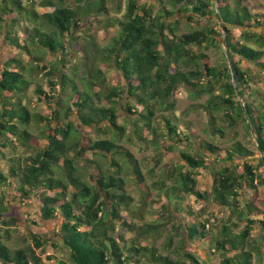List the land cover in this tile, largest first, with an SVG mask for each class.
Masks as SVG:
<instances>
[{"label":"trees","instance_id":"1","mask_svg":"<svg viewBox=\"0 0 264 264\" xmlns=\"http://www.w3.org/2000/svg\"><path fill=\"white\" fill-rule=\"evenodd\" d=\"M243 1L168 0L169 8L161 5L156 13L148 2L126 0L122 18H109V5H116V11L121 12L122 0H27V4L24 0H0V43L6 41L20 53L31 54L34 46L61 53L64 68L70 63L69 55H79L85 73L83 90L67 72H62L60 82L49 80L48 93L36 86L39 97L55 104L45 116L31 112L24 103L35 82L29 75L39 67L30 69L20 55L7 50L0 53V163L6 164L0 168V230L4 231L0 232V264H200L192 252L186 253L183 242L175 259L161 254L155 244L145 243L167 231L171 247L181 230L193 244L219 252L220 264H254L247 248L259 233L252 250L264 264V220L253 218L264 217V211L253 201L242 204L240 200L244 190L257 189V180L264 183V91L255 87L249 70L242 67V62L253 66L264 77V34L257 32L264 27V14H253ZM37 6L52 11L40 13ZM6 15L8 19H4ZM101 16H107V21ZM184 19L197 28L181 34ZM114 29L117 36L102 46L100 32ZM222 37L224 40L219 39ZM223 41L226 50L221 65L197 51L219 48ZM41 69H48L49 76L56 70L47 65ZM74 69L77 67H70ZM112 71L118 75L115 86L107 80ZM180 86L189 89L193 99L208 97L200 107L211 117V134L225 138L239 123H245L263 155L257 167L246 163L240 171L236 159L254 155L240 141L223 157L213 141H199L191 148L193 136L179 131L173 116ZM102 96L109 107L101 106ZM220 112L224 113L219 121L216 113ZM74 115L77 122L70 120ZM157 120L164 122L174 143H161ZM78 123L104 136L92 139L83 134ZM129 126L139 145L159 153L158 164L163 158L160 151L173 152L177 145L189 142L188 150L180 151L177 160L162 166V174L151 187H147L140 162L120 145ZM34 127L37 133L32 131ZM18 146L35 152L23 157L17 153ZM88 154L108 159L111 168H104ZM204 155L215 159L209 165ZM124 162L143 190L144 203L149 195L146 189L157 190L166 221H132L133 199L121 177ZM201 169L213 176L210 191L199 186ZM7 195L24 204L36 198L38 217L55 226L56 241L36 233L31 238L33 247L12 250L5 240L20 220L16 208L10 210L6 205ZM191 198L203 204L200 208L205 219L195 213L188 201ZM211 203L230 210V218L218 234L206 211ZM124 211L129 215H123ZM136 218L140 221L143 216ZM127 232L134 235L127 237ZM46 245L57 251L46 255L48 263L36 253L39 249L45 252Z\"/></svg>","mask_w":264,"mask_h":264},{"label":"rangeland","instance_id":"2","mask_svg":"<svg viewBox=\"0 0 264 264\" xmlns=\"http://www.w3.org/2000/svg\"><path fill=\"white\" fill-rule=\"evenodd\" d=\"M36 2H40L41 0H35ZM140 4L149 3L150 5L154 6V12H158L160 10V6H167L169 8L168 0H162V2H159L157 0H138ZM24 3L27 4V0H24ZM125 4L126 0H122V10L121 12L116 11V5H109L111 11L109 12V18L110 17H117L122 18L124 12H125ZM243 4H245L253 14L262 15L264 14V0H244ZM37 10L40 13L43 12H51L52 8H40L37 6ZM180 16V15H179ZM105 21L108 19L107 16H101ZM9 16H4V19H8ZM197 28L194 23H189L185 19L182 20L181 25V34L187 33L192 31L193 29ZM214 29L218 30V27L214 25ZM259 33L264 34V27L257 30ZM100 39L99 43L102 46H107L113 37L117 36L118 30L114 29L108 33L100 32ZM221 40H224V38H219ZM0 53H4L5 50H7L11 55L19 56L24 63L29 66L30 69H33L34 67H39L38 69L34 70V74L29 75V71L26 72V75L31 76L32 79L35 80V82L32 84V86L29 88L28 92L25 94V102L30 111L33 113H41L42 115L49 116L52 112V109L54 107V102L51 100L46 99L45 96L39 97L35 93V88L37 85L41 86L42 89L48 93L50 88L49 80L52 79L54 82H60V76L62 72H67L70 77L74 78L76 83L78 84L79 88L81 90L84 89V81L83 77L85 76L84 73V64L82 61V58L79 55L72 54L69 55V61L70 63L67 65V68H64L62 64V56L61 53L53 54L49 50L42 48L41 46H34L31 47V54L29 53H20L18 50L11 49L7 46L6 41H1L0 43ZM226 50L224 41L222 45H220L219 48L211 47L209 50H206L203 48H197V51H202L209 55V58L212 60V63L215 65H221L225 62L224 52ZM34 57L39 58L40 60L34 59ZM47 65L49 68H56V70H53V74L50 76L48 75V69L42 70V66ZM77 67V69L70 70V67ZM242 67L247 68L250 72V75L253 77L255 87L257 89H262L264 91V77L262 74H260L253 66L247 67V64L242 62ZM75 73L76 75H73ZM118 75L115 71H112L108 74L107 80L110 86H115L117 83ZM60 84V83H59ZM59 91L61 90V86H58ZM176 97V111L174 112V115L176 117V122L179 127V131L185 133V134H191L193 137V140L191 143V148L197 147L198 142L200 141H213L215 145L220 147L222 149L221 156H225L228 149H231L234 143L237 141H240L243 146L248 148L250 151L254 153L252 156H244V157H238L236 159V164L239 165L240 171L243 169V164L251 163L254 166L257 167L259 157H263V155L259 154L256 147V137L254 135H251L248 133L246 129L245 123H239L235 131H229V134L222 138L221 136H215L209 132V124L211 121V117L208 114V111H206L204 108L200 107V105H204L207 102L208 97L204 96L201 99H193V96L191 95V91L184 86H180L175 93ZM101 106L103 107H109L108 103L106 102L104 96H102ZM195 107V108H193ZM224 112L216 113V119L220 121V119L223 117ZM135 118V116L133 117ZM71 121H78V118L74 115L70 118ZM219 123V122H218ZM223 125L227 126L228 123L226 121H223ZM44 125V123H42ZM155 126L157 128L158 133L161 135V143L165 145H170L174 143L175 141L171 142L170 137L167 134V129L165 127L164 122L157 120L155 121ZM78 127L83 131V134H88L89 137L92 139H99L102 136V133H99L98 131H93L88 128L83 127L78 123ZM37 127L33 128V132L37 133ZM128 136L124 137L122 141L120 142V145H123L125 149H128L131 151V153L134 155V157L140 162L143 174L146 177V184L147 187H151L153 185V181L157 180L158 176L162 174V166L169 164L172 160H177L180 155V151L188 150V143L189 142H183L179 145H177V148L173 152H165L160 151L162 153V163L158 164L157 159L159 156V153H157L153 147H147L139 145L136 136L132 134L131 126L127 128ZM131 138V139H129ZM151 139V136L148 137V140ZM39 144V143H38ZM41 145V144H39ZM43 145V144H42ZM19 147V148H18ZM17 147V153L21 154L23 157L33 155L35 150L29 149L26 147ZM164 153V154H163ZM8 156H11L10 153H8ZM88 157L92 159H97L104 168H111L110 167V161L108 159H105L103 157L99 156H92L91 154H88ZM204 158L206 159L207 163L210 165L214 161V157L209 155H204ZM221 164H224L221 162ZM5 163H0V168H5ZM124 170L122 171L121 177H123L126 180V192L132 197L133 202L130 205L131 210L135 211L134 213V219L132 221L140 222L141 224H144L145 222H151V221H166L165 218H167L166 215L162 216V200H160L157 197V190L155 189H146V193L149 195L147 196V200L144 203V195L143 190H141L137 183L135 176L132 174V171L130 168L125 167V162L123 163ZM170 165V164H169ZM215 164H213L214 166ZM212 166V167H213ZM260 168V167H259ZM263 170V169H262ZM94 173V170H92ZM152 172H154L155 176L154 179L151 178ZM259 172V170H258ZM199 186L202 191H210L213 186V176L209 170H199ZM257 180L256 185L257 189H247L244 192H241L242 195L240 196V200L242 201V204L246 201H253L255 206L261 210L264 211V183L261 184L260 181ZM258 183V184H257ZM52 194V193H50ZM12 195H7L6 204L8 205L9 209L12 210L11 207L16 208V216L20 220L19 227L17 229L12 228L10 229V237L5 240V243L12 249H20V248H29L33 247V241H32V235L34 234H44L48 235L50 239H53L56 241V239L53 237L54 225H50L44 222H41L37 211H38V201L36 198H31L27 201V204H24L18 200L14 201L12 200ZM164 203L167 202L165 198H163ZM198 215H203L201 211V206L203 205L200 202H197L193 198L188 200ZM202 204V205H201ZM206 205V204H204ZM144 206V207H143ZM200 208V209H199ZM171 209V207H170ZM200 210V211H199ZM206 211L208 212V216L211 219L212 225H214V233H219L222 225L228 221L230 218V210L228 208L222 207L217 203H211L207 205ZM22 214V215H21ZM123 215H129L127 211L123 212ZM22 216V218H21ZM137 216H143V218L139 221ZM166 216V217H165ZM165 217V218H164ZM205 219V216L203 217ZM253 218L264 220V217L262 215L257 216ZM22 220V221H21ZM25 221V222H24ZM175 221V220H172ZM166 229H169L170 226L165 227ZM1 234H4L3 229L0 230ZM168 232L166 231L162 236H154L152 238H149L145 243H148V245L155 244L156 247L160 250L159 252L163 254L164 256L169 255L171 258L175 259L177 254L175 252H178L179 247L181 246V243H184V247L186 249V253L189 251L192 252L193 255H195L199 261L200 264H220L222 260V255L219 252L210 251V249L205 246H199L196 244H193V242H190L187 238V234L185 231L181 230L179 231V236L175 238L173 242V246H168L167 244V235ZM127 237H130L134 235V232L126 233ZM260 238V234L256 233L251 240V245L247 248V250H251L253 255V263L254 264H260L258 253L252 248L254 247V242L256 239ZM45 252H40L41 250H36V253L42 256L43 261H46V255H52L56 254L57 251L50 245H46ZM262 251H264V248H262ZM232 256V253L229 254ZM59 256H64L63 253H59ZM48 263V262H47Z\"/></svg>","mask_w":264,"mask_h":264}]
</instances>
